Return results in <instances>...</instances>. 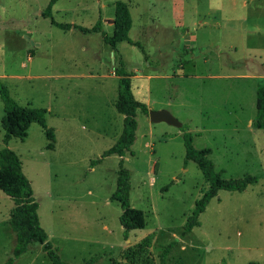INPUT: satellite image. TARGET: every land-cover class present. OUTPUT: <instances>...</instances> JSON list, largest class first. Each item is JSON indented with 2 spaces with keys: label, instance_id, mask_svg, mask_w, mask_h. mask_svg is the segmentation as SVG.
<instances>
[{
  "label": "rangeland",
  "instance_id": "374dc122",
  "mask_svg": "<svg viewBox=\"0 0 264 264\" xmlns=\"http://www.w3.org/2000/svg\"><path fill=\"white\" fill-rule=\"evenodd\" d=\"M115 0H0V85L19 105L46 109L54 141L30 122L26 136L10 138L37 203L47 240L67 264H107L151 233L150 252L163 264H264V129L253 128L255 86L264 78V0H121L131 26L116 44L133 97L147 110L166 109L182 125L150 122L136 112L135 138L122 155L129 172L130 206L143 228L122 237L115 188V154L100 158L121 131L116 66L100 32L112 33ZM52 21L70 24L62 30ZM114 58V59H113ZM3 104L0 99V118ZM207 158L219 179L244 175L241 191L218 190L180 235L208 188L193 161H184L182 132ZM2 130L0 126V147ZM99 162L90 166L91 160ZM10 198L0 191V264L11 256ZM12 264H51L29 242Z\"/></svg>",
  "mask_w": 264,
  "mask_h": 264
},
{
  "label": "trees",
  "instance_id": "16d2710c",
  "mask_svg": "<svg viewBox=\"0 0 264 264\" xmlns=\"http://www.w3.org/2000/svg\"><path fill=\"white\" fill-rule=\"evenodd\" d=\"M55 0H48L42 9L41 15L51 19V6ZM52 24L62 30L70 27L68 23L52 21ZM131 26V17L127 4L121 0L113 2L112 33L107 35L101 30L100 22L97 20L91 29L77 27L82 31L100 32L103 42L110 47L114 55L116 66L113 74L116 76V98L113 102L115 110L122 115L121 131L112 145L105 149L100 158L115 154L119 157L130 151L135 138L136 112L147 115V107L143 102L136 100L131 92L130 78L125 73L123 61L116 50V44L127 42L131 45H140L132 42L128 37V30ZM0 99L3 104V114L0 118L2 130L0 147V191L7 195L12 201V207L8 213L7 224L14 233V246L11 256L5 260V264H12L13 260L22 253L29 242H36L41 246L42 251L47 256L51 264H67L57 255V249L48 240L43 228L40 226L36 209L37 203L32 197V190L29 181L21 171V162L15 152L8 148L10 138L22 140L30 122L37 123L43 130L46 140V148L51 149V141H54L52 128L47 127L44 119L46 109L35 108L27 105L17 104L7 93L5 87L0 85ZM255 110L251 120L253 128L264 129V78L257 82L255 86ZM182 132V142L184 147V161L190 160L201 171L202 176L208 182V188L199 198L190 216L187 217L180 235H185L193 226H197V216L201 213L208 202L218 190L243 191L247 185L254 183L255 177L244 175L237 179H219V173L213 168L212 162L207 158L209 150H198L191 144V136L188 132ZM99 162V159L91 160L90 166ZM122 159L117 162L115 188L111 192L109 199L115 201L120 209L118 223L122 227V237L126 239L128 233L143 228V215L138 209L130 206L129 172L122 167ZM152 234L149 233L136 242L124 247L118 256L109 259L107 264H163L165 255L171 244L165 245L157 255L156 262L150 252ZM91 258L85 264H91L96 259ZM248 264H257L249 262Z\"/></svg>",
  "mask_w": 264,
  "mask_h": 264
},
{
  "label": "water",
  "instance_id": "95a60500",
  "mask_svg": "<svg viewBox=\"0 0 264 264\" xmlns=\"http://www.w3.org/2000/svg\"><path fill=\"white\" fill-rule=\"evenodd\" d=\"M147 117L150 122H165L177 128H180L182 125L166 109L147 110Z\"/></svg>",
  "mask_w": 264,
  "mask_h": 264
},
{
  "label": "crops",
  "instance_id": "0c3cea01",
  "mask_svg": "<svg viewBox=\"0 0 264 264\" xmlns=\"http://www.w3.org/2000/svg\"><path fill=\"white\" fill-rule=\"evenodd\" d=\"M120 116H122V115H120ZM117 157H119V156H117ZM120 158H122V156Z\"/></svg>",
  "mask_w": 264,
  "mask_h": 264
}]
</instances>
